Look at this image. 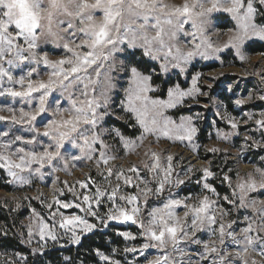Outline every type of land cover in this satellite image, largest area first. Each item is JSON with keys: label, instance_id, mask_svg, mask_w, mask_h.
I'll return each instance as SVG.
<instances>
[{"label": "snow or ice", "instance_id": "snow-or-ice-1", "mask_svg": "<svg viewBox=\"0 0 264 264\" xmlns=\"http://www.w3.org/2000/svg\"><path fill=\"white\" fill-rule=\"evenodd\" d=\"M215 13H227L235 21V29L229 30L227 41L219 46H214L207 35L219 23ZM258 17L264 19V0H183L179 4L167 0H0V97H12L14 100L18 98V102L29 109L33 108L36 101L34 110L29 111H25V107L18 110L11 106L0 108V111L11 114L9 117L0 116V120H10L12 125L25 126L27 133L31 134L27 139L24 135H16L14 140H9L7 137L10 131H0V137L5 138L0 140V168L6 169L7 175L11 177L10 183L27 185L30 180L23 173L31 175L34 171L43 179L41 169L45 165L52 168L53 172L67 171L68 163L62 149L69 150L68 145L72 149H79L81 153L80 156H72L73 161L84 158L91 161L96 152L94 146L99 144L101 151L96 158L97 166L102 163L107 167L115 157L108 154L109 146L102 139L105 132L114 133L125 148H133L135 141L127 139L119 129L101 128L102 123H107L106 117L111 115L108 111L110 94L117 87V76L129 77V86L125 89V99L121 101L120 107L125 114H130V119H135V125L131 127L135 129L138 125L142 130L140 140L145 135L181 142L186 140L195 150L196 146L192 142L198 129L193 117H182L180 123L176 124L163 115V110L176 108L183 103L185 97L195 98L196 94L207 96L208 93H201L197 86L200 74L192 77V86L188 90L182 89L179 84L169 87L166 100L149 96V93L159 90V86L154 88L153 84L160 79V74H168L170 70L179 69L183 73L196 56L208 59L210 55H216L225 49H235L240 60H245L242 49L254 39L264 41V23H258ZM186 25L190 26L191 31L186 30ZM181 34L191 37L192 47L186 52L178 46ZM49 43L54 45V50L63 49L60 58L50 59L47 52L39 54L42 45ZM161 59L163 62L158 68L150 63ZM41 64L50 69L47 79L33 80L32 77L37 74V67L33 65ZM24 68L28 70L23 71ZM13 69L20 70L23 74L16 77ZM15 85H19V89ZM56 93L60 94L59 97ZM64 97L70 105L68 108L60 106ZM248 99H252L251 95ZM259 99L264 101V95ZM244 103L245 100L236 101L238 105ZM53 104V118L42 115ZM261 115L264 116V112ZM251 118L249 115V119ZM44 120L47 122L43 123ZM39 123H43V132L36 127ZM228 123L233 129L238 127L234 118L229 119ZM256 124L264 129V120H256ZM45 138L47 143H44ZM217 138L227 140L229 135L218 132ZM15 142H22L26 146H42L43 150L20 147L14 153H6ZM253 144L260 146L255 141ZM208 151L214 153L219 149L211 148ZM146 155L151 159L142 163L151 180L142 179L136 165L127 170L120 168L119 171L107 167L106 174L102 169L99 173L108 183L107 188L97 185L93 193L80 194L70 186L69 191L73 193L74 199L69 202H62L53 196V202L47 207L52 209L53 204L58 207L51 214V225L32 209V216L39 218V239L44 241L33 252L43 253L49 239L58 241L59 217L58 227L66 235L71 234L70 244H80L84 234L94 233L98 226L108 229L113 221L139 224V236L145 242L139 249L130 247L125 248L124 252H139L141 256H145L146 251L155 249L162 253L155 259L148 260L147 264H183L185 252L180 247L181 242L190 241L198 245L201 241L196 236L205 230L214 236L218 234L220 247L215 241L205 242L203 251L197 252L195 264H208L210 258L211 264H249L247 257L250 250L255 251L257 247L258 254L264 256V236L252 235L253 232H264V200L249 198L250 194L264 195V169H255L261 177L259 182L249 173L247 180L237 183L231 196L223 197L231 209H220L217 213L219 194L208 182V178L214 176L209 167L200 170L203 175L197 184L202 183V189L216 195L217 199H211L207 194L196 198L190 195L173 198L171 189L180 188L189 182L195 169L189 167L185 171V178L181 179L175 172L172 155L165 158L151 150ZM13 156L18 159H12ZM61 160L64 161L63 169L55 166ZM261 160L264 161V157ZM33 164L39 167L33 170ZM113 175L117 181L114 187L111 185ZM121 180L124 185L135 188L136 191L119 195ZM224 180H229V177L225 175ZM78 183L82 189L89 187L84 181ZM229 186L231 187V183ZM105 197L110 207L101 216L98 209ZM151 197L157 198L158 206L148 210L146 219H142V213ZM190 199L195 202L188 203ZM93 204L97 206V210L93 209ZM141 204L145 207L142 208ZM181 207L185 211L179 216L177 210ZM72 208L79 209L83 215H65L61 211ZM248 208L253 210L256 218L244 216L248 223L240 230L239 235L231 230L237 220H230L227 225L220 222L218 229L213 227L218 223V216L222 221L231 214V210ZM88 217L95 218L97 222H90ZM34 234L36 233L30 224L28 243H31ZM117 234L126 240L137 238L130 231ZM4 235H7L6 231ZM226 238H231L241 250L232 253L225 251ZM172 252H178L181 261L178 262ZM97 255L105 264H121L120 260L112 259L102 252L97 251ZM14 257L16 260H9L7 264H28L27 257L21 253H14ZM233 257L239 260L233 261ZM65 264H68L67 257ZM188 264H193L191 257L188 258ZM251 264L264 262L252 259Z\"/></svg>", "mask_w": 264, "mask_h": 264}, {"label": "rangeland", "instance_id": "rangeland-1", "mask_svg": "<svg viewBox=\"0 0 264 264\" xmlns=\"http://www.w3.org/2000/svg\"><path fill=\"white\" fill-rule=\"evenodd\" d=\"M167 2L179 4L182 3L183 0H167ZM214 15L218 18L219 23L212 27L207 32V35L214 46H219L223 45L227 41L228 36L230 35L229 30L235 29V21L232 20L227 13H215ZM258 18L262 20V23H264V19H261L260 17ZM225 24H228V27H221ZM185 27L186 30L191 31L189 25H186ZM255 41L260 40L257 38L252 42ZM178 46L185 52L190 50L192 47L191 37H185L181 34L178 40ZM242 51L246 56L245 60H240V58L236 55L235 49H225L221 53L210 55L208 59H203L200 56L194 57L188 63L186 70L183 73H180L179 69H175L170 70V73L168 74H162L165 77L176 75L180 76L185 85H179L184 90L191 88L192 77L197 73L200 74L197 86L201 89V93L207 92V96L196 94L195 98L185 97L183 103L178 105L176 108L163 110V115L173 120L176 124L180 123L182 117H193V122L198 129L192 142L196 146L195 150H193L186 140L181 142L178 140H169L165 137L157 139L152 135H145L143 140H140L139 136L142 130L138 125H136L138 128L137 134L130 136L124 134L117 126L111 124L112 120H118L128 125L129 128H132L131 125H135V119H130V114H125L124 110L120 107L121 101L125 99V89L129 86V77L121 78L120 76H117V87L110 94V107L108 111L111 115L106 117L107 123H102L101 128L119 129L127 139L135 141V146L133 148H125V145L120 142L119 137H116L114 133L105 132L102 139L105 144L109 146L107 150L108 154L115 157L114 160L109 161V165L107 167H113L114 170L119 171L120 168L127 170L133 165H136L141 178L151 180V177L147 173V169L144 168V164L142 163V161L147 162L151 159L150 156L146 155V152L149 150L155 151L165 158L168 155H172L175 172L179 174L181 179L185 178V171L189 167L195 169V171L191 173V180L189 182L180 186V188L171 189L173 198H183L189 195L196 198L207 194L211 199L215 200L217 199L216 195L203 190L202 183L199 185L197 184V181L200 180L203 175L200 170L204 167H209L214 172V176L209 177L208 182L211 183L215 189L216 187L214 182L220 184V186L226 190L224 193H220L216 189L219 194V200L216 205L217 213H219L220 209H224L225 211L231 209V206L228 205L227 201H225L223 197L231 196L236 184L241 180H247L249 173H252L253 178L259 182L261 177L255 172V169L257 167L264 169V161L261 160V157H264V129L260 128V126L256 124V120H264V116L261 115V112H264V101L259 99L261 95H264V56L260 53H249L246 50V47L242 49ZM44 52L49 54L50 59H58L63 54V49L54 50V45L49 43L47 45H42L39 50L40 55H43ZM224 55H228L227 58H224ZM154 62H156L159 66L163 60L161 59ZM209 62H217L218 67L205 73L196 71L189 74L193 64L200 66ZM33 66L37 67V74H34L32 77L33 80H46L50 69L43 64ZM5 67H7V64H5ZM27 70V68L23 69V71ZM21 74L23 73L20 70L13 69L14 76L19 77ZM114 75L117 74L114 73ZM224 77H229V80L221 81L220 79ZM176 84L178 83H175L170 87H174ZM215 84H219L221 88H224L225 92L230 95L232 109H229L227 101L219 98L216 91L212 92V86ZM209 85H211V87H209ZM15 87L19 89V85H15ZM153 87L156 88L157 86L153 85ZM158 92L159 90L154 93H149V96L153 99H167V91L164 96H160ZM98 93L99 88L97 89V94ZM55 95L59 97L60 94L56 93ZM250 95L252 99L249 100L248 97ZM237 100H245V103L238 105L236 104ZM35 103L36 101H34L33 108L29 109L27 106L21 105L18 102V98L14 100L12 97H0V108L11 106L18 110L20 107H25V111H29L34 110ZM60 106L63 108H68L70 106L66 97L61 99ZM181 108H189L191 111L179 113L177 115L172 114V111ZM54 109L55 105L53 104L49 107L48 112L42 115H46L49 119H51L53 118ZM10 115L11 114L7 111H0V116L9 117ZM249 115H251V119H249ZM17 116H19L18 111ZM197 116H199L198 119ZM231 118H234L238 124V127L235 129H233L228 123V120ZM37 119L39 120L40 117ZM130 121H133V123ZM46 122L47 120L43 121V123ZM43 123L36 125L41 132L44 130ZM97 130L99 131L100 129L98 128ZM0 131H10V134L7 137L9 140H14L16 135H24L26 139L30 138L31 135L27 133L25 126L12 125L10 120H0ZM218 132L228 134L229 138L227 140L218 139ZM246 137H249L250 139L246 140ZM4 139L5 138L0 137V140ZM254 141L258 142L260 146H254ZM47 142L48 141L45 138L44 143ZM20 147H26L27 150H43L42 146H26L22 142H15L12 147L6 150V153H14L16 149ZM94 147L96 148V152L93 154V160L90 161L87 158H84L82 160L73 161L71 157L80 156L81 153L79 149H72L71 145H68L69 150L62 149V154L68 163L67 171L60 170L53 172L52 168L45 165L44 168L41 169L44 174L43 179L36 175L34 171L31 175L28 172L23 173V175L28 177L30 180V183L27 185L10 183L9 181L11 180V177L7 175L6 169L0 168L5 176V179L2 182L8 184L10 187V190L0 188V203L5 208H10L14 212H20L23 210L27 212L18 222L20 228H16V231H19L18 235L20 241L28 247L31 252H33V249L38 248L41 243H44V241H40L38 235L39 218L32 216V209H35L36 212L45 219V222L51 225L53 223L51 214L56 211V208L58 207L55 204H53L52 209H48L47 207L49 203L53 202V196H56V198L60 199L62 202H69L74 199L73 193L69 191L70 186L74 187L75 191L80 194L93 193L97 185L105 188L108 187V183L105 181L104 177L99 174L101 169L106 174L107 167L102 163L98 167L96 163V158L99 157V153L101 151L100 145L96 144ZM211 148H217L219 151L214 153L208 151V149ZM12 159L15 160L18 158L13 156ZM55 166L63 169L64 161H57ZM36 167H39V165L33 164V170ZM127 174L131 175V173ZM225 175L229 177V180H224ZM78 181H84L89 184V187L82 189ZM93 181L95 183H92ZM116 183V177L113 175L111 177V185L114 187ZM230 183L231 187L229 186ZM120 184L121 191L119 195H127L136 191L135 188L124 185L122 180L120 181ZM238 195L239 193L237 194V204ZM249 198L264 200V195L250 194ZM102 199L104 202L98 209L101 216H103L110 207V203L107 201V198L105 197ZM156 200V197L150 198V203L142 213V219H146L148 210L154 206H158L156 204ZM194 202V199H190L188 201V203ZM118 203L123 202L118 201ZM92 207L94 210H97V206L95 204H93ZM141 207L144 208L145 206L141 204ZM61 211H63L65 215H72L73 213L83 215L79 209L75 208L61 209ZM184 211L185 209L183 207L179 208L177 210V215L182 216ZM246 215L253 219L256 218L255 213L251 208L240 209L239 211L231 210V214L225 217L222 221L218 216V223L213 227L218 229L220 222L227 225L230 220H237V224L234 225L231 230L239 235L240 230L247 226L248 222L244 220V216ZM88 219L90 222H97L93 217H88ZM58 220L59 217H57V231L59 239L57 242H53L50 239L47 240V248L45 250L49 248H61L69 245H77L69 243L71 234L69 233L66 235L63 229H59ZM188 222L191 223L190 220ZM30 224L36 234L33 235L31 243H28V231ZM2 226L3 225L0 223V234H4L5 232V228ZM95 230L110 232L115 238L108 240L109 249L107 252L102 250L95 251L96 262L82 263L80 261V264H105V262L97 255V251L109 255L112 259L120 260L121 264H128V262H132V264H147L148 260L155 259L158 254H162L155 249L146 251L145 256H141L139 252H124L125 248L135 247L139 249L140 245L145 242L144 238L139 236V232L141 231L139 224H132L131 221L127 223H117L113 221L110 222V227L108 229L98 226ZM124 231L132 232L137 238L135 240H126L124 237L117 234L118 232ZM88 234L89 233L84 234L82 238ZM252 235L264 236V232H253ZM117 237L120 238L121 241L116 239ZM196 239L200 240L201 243L197 245L192 244L190 241L181 242L180 247L185 252L183 264H188L189 257H191L193 264H195V260L198 258L197 252L203 251V244L205 242L215 241L216 245L220 247L218 234L214 236L207 230L203 233H198ZM113 249L116 251L113 252ZM224 250L232 253L241 249L231 240V238H226ZM169 251H171V249H169ZM258 252V247L255 251L250 250V254L247 257L249 264H251L252 259H255L258 262H264V256L259 255ZM14 253L17 252L14 250L1 249L0 260H16ZM172 255L178 262L181 261V257L178 252H172ZM238 260L239 258L233 257V261ZM208 264H211V258L209 259Z\"/></svg>", "mask_w": 264, "mask_h": 264}, {"label": "trees", "instance_id": "trees-1", "mask_svg": "<svg viewBox=\"0 0 264 264\" xmlns=\"http://www.w3.org/2000/svg\"><path fill=\"white\" fill-rule=\"evenodd\" d=\"M257 22L262 23V20L257 18ZM221 27H228V24H225ZM246 50L249 53L255 54L260 53L264 56V41H255L251 42L246 46ZM228 55H224V58H227ZM139 58V54L137 56ZM150 63H154L158 68V64L154 61H150ZM218 67L217 62H209L204 63L200 66L197 64H193L189 71V74H192L196 71L200 72H207L214 68ZM222 80H229V77H224ZM178 83L180 85H185L182 78L180 76H168L165 77L160 74V79L156 80L153 85L159 86L158 94L160 96H164L167 89ZM220 89V90H219ZM217 93L220 99L227 101L229 109H232L231 102H230V95H228L224 88H221L219 84H215L212 86V92ZM191 109L189 108H181L178 110L172 111V114L177 115L179 113L189 112ZM133 123V121H130ZM111 124L117 126L124 134L126 135H136L138 132V128L135 126V129L129 128L128 125L118 121L112 120ZM5 179L3 171L0 169V188L10 190L8 184L3 183L2 181ZM216 189L220 193H224L226 190L214 182ZM27 212L25 210L20 212H14L10 208H5L0 203V223L3 225L2 227L5 228L7 235L0 234V250H14L16 252L21 253L25 257H27L28 264H65V257L68 258V264H80L82 263H90L96 262L95 251L102 250L108 251L109 247V239L115 238L112 233L107 231H98L95 230L94 233H89L88 235L84 236L81 239V243L77 245H69L67 247L61 248H49L45 250L43 253H33L31 250L26 247L19 239L18 232L16 228H20L18 222ZM19 230V229H18ZM121 241L120 238H116ZM9 260H0V264H7Z\"/></svg>", "mask_w": 264, "mask_h": 264}]
</instances>
